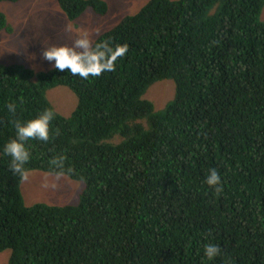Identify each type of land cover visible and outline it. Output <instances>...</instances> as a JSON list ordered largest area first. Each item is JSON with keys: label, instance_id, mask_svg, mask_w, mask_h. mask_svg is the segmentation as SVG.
Segmentation results:
<instances>
[{"label": "trees", "instance_id": "1", "mask_svg": "<svg viewBox=\"0 0 264 264\" xmlns=\"http://www.w3.org/2000/svg\"><path fill=\"white\" fill-rule=\"evenodd\" d=\"M56 1L72 22L109 10L104 0ZM263 10L264 0H150L96 39L128 52L116 71L88 80L0 63V253L11 250L9 264H264ZM11 29L0 12V32ZM164 80L175 97L158 109L146 94ZM59 86L78 98L68 117L47 98ZM46 108L56 113L51 138L27 142L26 167L55 175L51 161L66 157L64 175L85 184L77 205L27 207L2 152L11 121ZM211 168L220 192L204 182ZM209 242L221 247L213 261L203 256Z\"/></svg>", "mask_w": 264, "mask_h": 264}, {"label": "rangeland", "instance_id": "2", "mask_svg": "<svg viewBox=\"0 0 264 264\" xmlns=\"http://www.w3.org/2000/svg\"><path fill=\"white\" fill-rule=\"evenodd\" d=\"M19 0L0 2V12L7 17L9 26L19 18L27 17L31 24H37L41 28V37L36 41V47L42 53L44 43L70 44L75 38L74 32H67L70 25L63 17L56 0ZM109 7L107 15H97L88 9V15L78 22L82 29H100L99 35L107 32L118 25L127 15L136 13L150 0H104ZM17 2V3H11ZM87 15V16H86ZM261 18L264 19V10ZM73 27V25H71ZM74 29V27H73ZM76 30V29H74ZM80 30V29H77ZM70 38V39H69ZM35 44L34 41L30 45ZM51 63L47 62L37 70L44 73L52 69ZM176 85L172 80H164L152 85L147 91L146 98L154 102L158 109L174 99ZM47 98L57 113L62 116H70L77 107L78 98L69 87L59 86L47 93ZM119 141V138H116ZM116 141V142H117ZM23 197L25 205L30 207L35 204L45 203L55 206L77 205L85 189L83 182L72 180L66 175H56L44 172H32L29 179L24 182ZM10 251L0 254V264H9Z\"/></svg>", "mask_w": 264, "mask_h": 264}, {"label": "clouds", "instance_id": "3", "mask_svg": "<svg viewBox=\"0 0 264 264\" xmlns=\"http://www.w3.org/2000/svg\"><path fill=\"white\" fill-rule=\"evenodd\" d=\"M87 11L88 9L85 12ZM81 16L73 23H76ZM66 31L74 32L75 38L72 42L70 44L44 43L45 46L42 51V57L44 60L51 63L54 69L60 72L67 70L73 77L88 80L99 77L104 73L114 72L116 71L117 61L123 58L128 52L127 44L113 43L110 39L95 40L94 36H98L100 32L98 28L94 30H74L71 25H68ZM7 32L12 33L13 28L11 31ZM17 107L16 102H9L6 105L7 111L13 116H15L17 112ZM55 118V111L46 108L32 118L25 120L14 119L11 121L15 129V135L3 145L2 152L10 158L9 167L13 175L19 176L20 180L23 182L22 186L24 182L29 179L30 173L42 172L30 171V169L26 167L32 158L29 148L27 147V142L30 140L48 142L52 134L51 124ZM57 134L59 133L57 132ZM65 159L66 157L61 155L51 161V164L54 166L52 171L57 177L65 174ZM67 171L71 172L72 169L68 168ZM204 182L216 192L222 191L223 181L217 169H209L205 175ZM6 251L11 252V250H5L4 252ZM11 255L12 252L10 257ZM220 255L221 247L218 244L209 242L204 245L203 256L209 261L215 260Z\"/></svg>", "mask_w": 264, "mask_h": 264}, {"label": "crops", "instance_id": "4", "mask_svg": "<svg viewBox=\"0 0 264 264\" xmlns=\"http://www.w3.org/2000/svg\"><path fill=\"white\" fill-rule=\"evenodd\" d=\"M85 13L88 15L89 12ZM85 13L81 18L85 17ZM62 15L70 25H73L74 29L82 30L78 24L81 18L73 23L64 13ZM10 26L13 28L12 33L0 32V63L3 65L21 64L38 72L37 69L48 62L43 59L42 53L36 47V41L41 37V28L37 24H31L27 17L16 19ZM31 41L35 44L30 45Z\"/></svg>", "mask_w": 264, "mask_h": 264}]
</instances>
